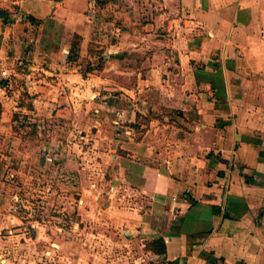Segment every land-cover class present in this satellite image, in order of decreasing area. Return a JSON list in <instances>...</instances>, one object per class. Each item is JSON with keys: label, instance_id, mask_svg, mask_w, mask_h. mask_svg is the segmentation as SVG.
Returning a JSON list of instances; mask_svg holds the SVG:
<instances>
[{"label": "crops", "instance_id": "0c3cea01", "mask_svg": "<svg viewBox=\"0 0 264 264\" xmlns=\"http://www.w3.org/2000/svg\"><path fill=\"white\" fill-rule=\"evenodd\" d=\"M0 10V264H264V0ZM38 148L72 215L47 256L18 171Z\"/></svg>", "mask_w": 264, "mask_h": 264}, {"label": "rangeland", "instance_id": "374dc122", "mask_svg": "<svg viewBox=\"0 0 264 264\" xmlns=\"http://www.w3.org/2000/svg\"><path fill=\"white\" fill-rule=\"evenodd\" d=\"M10 13L4 10H0V20L3 21L2 25L5 26L7 24V21L10 17ZM105 66L104 57L99 54L96 58V61L94 63V70L101 71L103 70ZM34 133V132H33ZM54 138L59 139V135L55 134ZM34 164L31 166V169L29 167H19L18 171L19 173H31L33 175H43L44 173H53L54 170L52 169V166L50 167H44L42 164V158L41 153L39 151V148L34 151L33 156ZM45 161V159H44ZM46 162V161H45ZM45 175V174H44ZM26 184V185H25ZM25 187L22 189L24 191L25 189L28 190V194L26 195V192H23V195L26 199H28L31 210H29L31 213V217H28L29 220L33 221V226L40 225L37 229L35 227L30 228V235L34 237V239L39 240L38 246L34 248L35 254L44 253L45 256H47L46 253L48 252H57V248L54 246H50L51 242L59 238V231L56 230V227L59 225L67 226L70 224L71 216H68L67 213L63 214V211L60 212L61 208L58 207L57 204V196L56 194V188L54 183H50L46 178H35L32 181H28L27 183L25 181L20 182V186ZM26 210H22V217H25ZM4 232L8 231H2ZM68 236V235H67ZM120 239L119 235L112 236L111 241L113 239V242L117 239ZM113 250L115 252H122L124 248L122 246L116 245L113 247Z\"/></svg>", "mask_w": 264, "mask_h": 264}, {"label": "trees", "instance_id": "16d2710c", "mask_svg": "<svg viewBox=\"0 0 264 264\" xmlns=\"http://www.w3.org/2000/svg\"><path fill=\"white\" fill-rule=\"evenodd\" d=\"M157 243H160L161 244V252H164L165 251V246H164V242L163 241H157Z\"/></svg>", "mask_w": 264, "mask_h": 264}, {"label": "built area", "instance_id": "2783aa9c", "mask_svg": "<svg viewBox=\"0 0 264 264\" xmlns=\"http://www.w3.org/2000/svg\"><path fill=\"white\" fill-rule=\"evenodd\" d=\"M2 76L3 77H9L10 75H9L7 70H4V71H2Z\"/></svg>", "mask_w": 264, "mask_h": 264}]
</instances>
